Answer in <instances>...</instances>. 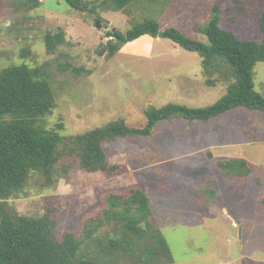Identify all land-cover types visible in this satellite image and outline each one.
Instances as JSON below:
<instances>
[{
	"label": "rangeland",
	"instance_id": "1",
	"mask_svg": "<svg viewBox=\"0 0 264 264\" xmlns=\"http://www.w3.org/2000/svg\"><path fill=\"white\" fill-rule=\"evenodd\" d=\"M41 1L28 8L22 0H0V71L44 68L55 96L52 114L41 120L49 130L71 137L117 120L143 128L150 107H208L228 93L226 83L207 86L198 53L159 38L147 56L131 53L136 44L127 43L108 58L100 51L109 38L93 15L64 0ZM216 4L223 29L242 40L263 39L264 0H175L160 19L161 29L174 24L209 45L200 28L211 21ZM160 11L144 0L125 12L100 15L109 30L126 33ZM59 31L72 44L48 54L45 35ZM254 81L264 96V62L257 64ZM104 148L113 171L82 170L77 156L66 155L51 177L33 173L9 201L11 208L23 216H49L62 240L66 233L80 237L89 220L102 216L109 194L139 188L150 197L173 264H264V112L239 108L209 122L176 117L159 122L152 137L121 138ZM235 158L252 167L244 183H228L218 168L219 161Z\"/></svg>",
	"mask_w": 264,
	"mask_h": 264
},
{
	"label": "trees",
	"instance_id": "2",
	"mask_svg": "<svg viewBox=\"0 0 264 264\" xmlns=\"http://www.w3.org/2000/svg\"><path fill=\"white\" fill-rule=\"evenodd\" d=\"M79 12L93 15L102 23L100 12L122 13L144 0H64ZM160 5L155 19L144 18L126 32L106 31L109 41L100 55L113 58L122 46L144 35L165 38L175 45L198 53L209 87L228 84V93L208 107L180 104L150 107L143 128L130 127L124 120L111 122L83 134L65 137L49 130L41 120L52 114L55 96L43 67L10 66L0 71V264H173L174 258L157 224L150 197L134 188L127 195L111 193L102 216L89 220L80 237L66 233L62 240L54 235L49 216L28 217L11 208L9 201L26 187L33 173L51 177L61 158L75 155L88 172H110L105 143L133 136L152 137L159 122L176 117L209 122L235 109L264 112V96L255 90L254 74L264 62V36L260 41L239 39L221 27V6L213 8L211 21L200 28L209 45L194 40L175 27L162 30L158 18L173 0H147ZM35 8L41 0H22ZM264 35V13L260 19ZM64 31L45 35L48 54L58 47L71 46ZM218 168L232 183H244L252 167L242 158L222 160ZM104 229H106L104 231ZM241 264H249L244 260Z\"/></svg>",
	"mask_w": 264,
	"mask_h": 264
},
{
	"label": "crops",
	"instance_id": "3",
	"mask_svg": "<svg viewBox=\"0 0 264 264\" xmlns=\"http://www.w3.org/2000/svg\"><path fill=\"white\" fill-rule=\"evenodd\" d=\"M174 1L170 4V6L165 10V12L161 15V17L158 18V22L160 24V19L162 17L165 16V14L168 12V10L171 8V6L174 4ZM190 2V1H189ZM198 3V2H197ZM170 27H175L177 29H179L181 32H183L184 34H186V32L180 27V26H177V25H174V24H170V26H168L167 28H170ZM187 35V34H186ZM188 36V35H187ZM158 40L159 38H153L149 35H144L142 37H140L139 39L129 43V44H136V46H133L131 49H130V52L131 53H134V54H140V55H145L147 56V48H150L151 49V45H152V48L155 44V40ZM126 46V45H125ZM124 46V47H125ZM127 47V46H126ZM179 47V46H178ZM125 49H123L124 51ZM203 76L205 78V82H206V77L204 75V70H203ZM189 76H185V78H188ZM220 84H223V83H219L218 85ZM217 85V86H218ZM216 86V87H217ZM209 87V86H208ZM236 159V158H235ZM229 160V159H228ZM222 161V160H221ZM250 163V162H249ZM228 182V181H227ZM228 183H232V182H228ZM235 184V183H234Z\"/></svg>",
	"mask_w": 264,
	"mask_h": 264
},
{
	"label": "water",
	"instance_id": "4",
	"mask_svg": "<svg viewBox=\"0 0 264 264\" xmlns=\"http://www.w3.org/2000/svg\"><path fill=\"white\" fill-rule=\"evenodd\" d=\"M98 29L108 31L110 29V24L107 23L103 25L102 23H98ZM240 237H241V231H240Z\"/></svg>",
	"mask_w": 264,
	"mask_h": 264
}]
</instances>
